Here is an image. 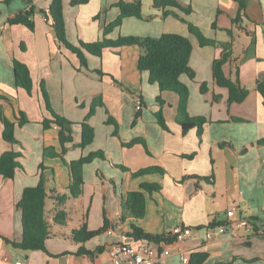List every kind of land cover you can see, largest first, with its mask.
Segmentation results:
<instances>
[{
    "label": "crops",
    "instance_id": "1",
    "mask_svg": "<svg viewBox=\"0 0 264 264\" xmlns=\"http://www.w3.org/2000/svg\"><path fill=\"white\" fill-rule=\"evenodd\" d=\"M62 1L67 40L83 51L87 67L58 42L46 20L44 13L53 0H0V108L11 121L20 111L30 120L16 126L12 144L3 139L0 116V157L13 151L23 168L13 179L0 176V264H112L109 250L122 242L120 234L131 233L132 225L155 236L171 235L177 226L191 228L192 236L185 242L165 244L171 255L160 264H184V254L204 252L209 256L203 264H264V235L257 233L264 231V146L256 145L264 141V105L257 91V82L264 81V0H248L242 17L234 0H175L181 7L166 9H156L154 0H141L143 18L126 17L119 26H115L121 15L118 4L137 0ZM31 10L34 30L11 24L21 12ZM190 25L217 45L201 46ZM168 33L185 36L193 45L189 65L195 78L182 75L180 79L190 90L189 116L207 119L201 137L197 129L184 134L177 122L179 96L162 92L157 83H150L149 72L139 71L140 48H104L98 56L82 47ZM229 43L232 56L224 66L225 75L235 80L239 70L241 84L249 90L243 103L232 106L228 90L213 77V63L222 56V45ZM15 62L30 71L31 95L16 85ZM203 83L208 87L205 94ZM136 96L144 102L138 118ZM158 96L165 101L162 109L169 131L155 116L160 109ZM93 105L96 111L88 123L95 138L82 148L81 124ZM52 113L72 123L73 142L66 145L64 156L67 163L96 152H103L105 160L97 158L84 166L79 198L69 197L62 206L49 198L51 210L47 212L46 204L45 215L52 235L47 252H27L2 239L20 242L23 238L22 211L17 205L24 190L36 187L42 175L48 191L69 195L68 167L60 158L42 161L41 157L42 147L62 151L57 126L45 130L42 125L53 118ZM132 142L136 143L131 147L124 145ZM151 167L163 169L164 174L132 178V173ZM145 182L158 183L162 190L146 194L143 219L128 217L121 222L126 194L141 190ZM232 208L255 231L230 221L227 212ZM57 209L67 213L64 225L53 221ZM105 217L114 234L106 231L84 244L73 240V232L83 226L88 231L101 229ZM220 224L227 225L224 233L217 230ZM211 230L214 235L209 240L206 235ZM126 243L136 242L127 238ZM83 246L87 254L78 253Z\"/></svg>",
    "mask_w": 264,
    "mask_h": 264
},
{
    "label": "trees",
    "instance_id": "2",
    "mask_svg": "<svg viewBox=\"0 0 264 264\" xmlns=\"http://www.w3.org/2000/svg\"><path fill=\"white\" fill-rule=\"evenodd\" d=\"M15 0H6V3H10ZM238 4L239 17L245 15L248 0H234ZM88 0H79L78 3L85 4ZM142 2L141 0L135 1V3L120 2L118 8L121 10V15L115 26H119L126 17L143 18L142 15ZM154 7L156 9H166L168 7L179 8L181 7L175 0H154ZM187 11H190L187 10ZM33 10L21 12L16 18L12 19L11 24H23L29 29L34 30L33 27ZM46 20L51 24L56 33L58 42L63 44L66 48L77 54L82 65L87 67V58L80 48L74 47L66 37L64 15H63V1L53 0L49 10L44 13ZM150 19V18H149ZM238 19V18H237ZM235 20V22L237 21ZM238 22V21H237ZM191 34L195 35L201 46L217 45L215 41L207 40L195 27L190 25ZM229 44H223L224 52L220 58H217L213 63V77L219 87L225 88L229 92L228 104L243 103L248 95L249 90L242 86L240 81L239 70L236 71V79L228 78L224 72V66L227 64L232 54L229 52ZM83 49L88 50L94 55L101 56L104 48H121V47H138L141 49L142 54L138 60V69L141 72H149V81L151 84H158L162 92H171L179 96V106L177 114V122L182 126L183 133L186 134L191 129H197L198 135L201 137L203 127L207 123V119L204 117H190L188 113V103L190 97L189 87L181 81L182 75H187L190 79L195 78V73L191 69L189 62L193 51V45L185 36L179 34H163L160 37H120L117 41L103 40L94 44H82ZM16 85L18 88H22L27 91L28 94H32L33 83L28 67L20 62L14 63ZM101 73V71H99ZM207 84L201 85V92L205 94L207 92ZM257 91L260 93L263 105H264V81L259 80L257 82ZM0 98H3L0 96ZM142 99V98H141ZM219 97L215 96V101H218ZM161 109L156 112V118L158 124L166 131H169L166 119L163 114V105L165 101L161 96L157 97ZM142 103L143 99H142ZM49 108V106H47ZM96 105L91 107L88 114V118L81 124L82 128V142L81 147L86 148L91 145L95 138V132L92 126L88 123L89 119L95 114ZM138 112L137 118L140 117ZM52 119H45L42 125L45 130L56 125L59 129L58 139L62 148L61 152L53 147H47L45 149V156L50 158H60L64 164L68 167L71 183L68 188L69 195H62L56 191H48L44 177L41 175L40 182L36 187H28L24 190L21 200L17 207L22 211V224H23V238L20 242L4 239V241L11 245L13 248L27 251V252H47V240L52 235V228L49 220H47L46 204L47 200L53 199L58 205L62 206L66 200L71 197L74 199L79 198L82 195L84 181V166L91 163L94 159L105 160L103 152H96L87 157H82L79 160L67 163L64 156L67 151L66 145L73 142L72 137V123L64 118L52 113ZM0 116L2 124L4 125L3 139L9 143H16L15 128L16 126H24L29 123L30 120L24 112H19L15 121H11L4 116L2 108H0ZM109 123L113 122L110 118ZM136 142L124 144L127 147H131ZM264 143V141L259 142ZM18 154L10 151L5 152L0 157V176L5 179H13L17 170H23L21 164L18 162ZM44 166L42 164L41 169ZM123 171H128L127 168L121 167ZM153 174H164V170L159 167H151L139 170L132 173L133 179L150 176ZM206 179V178H204ZM162 186L158 183L145 182L141 184V190L128 192L125 197L124 215L121 218V222H124L128 217L141 220L146 214V194H152L154 192L160 193ZM67 220V213L63 209H57V212L53 218L54 223L64 225ZM225 226V224H220ZM227 226V225H226ZM225 226V227H226ZM112 227L111 222L105 217L104 225L97 231H88L86 226L73 232V240L75 242L84 244L101 234L105 233ZM127 238L132 239L134 242H145L150 244H171L174 242L171 235L165 234L155 236L148 234L143 228L132 225L131 233L127 234ZM79 254H87L88 251L84 246L78 252ZM208 254L195 253L190 257L189 264H203L208 259ZM231 264V263H226Z\"/></svg>",
    "mask_w": 264,
    "mask_h": 264
},
{
    "label": "built area",
    "instance_id": "3",
    "mask_svg": "<svg viewBox=\"0 0 264 264\" xmlns=\"http://www.w3.org/2000/svg\"><path fill=\"white\" fill-rule=\"evenodd\" d=\"M135 104L137 112L143 110L142 99L139 96L135 97ZM236 208H232L227 212V217L230 221L238 228H244L248 232L255 231L254 225L246 219L236 217ZM225 226H220L217 228L219 233L225 232ZM110 235L114 234V230L107 231ZM192 230L189 227L177 226L173 228L171 232V237L174 240V243H182L188 240L192 236ZM260 235H264V231H257ZM214 231H209L206 235L207 239H212ZM122 242L114 244L109 250V256L112 261V264H160L162 258L168 257L171 255V250L166 247L165 244L156 245L145 242L129 244L126 243L127 235L120 234ZM184 264L190 263V257L184 254L182 257ZM21 264V263H17Z\"/></svg>",
    "mask_w": 264,
    "mask_h": 264
},
{
    "label": "rangeland",
    "instance_id": "4",
    "mask_svg": "<svg viewBox=\"0 0 264 264\" xmlns=\"http://www.w3.org/2000/svg\"><path fill=\"white\" fill-rule=\"evenodd\" d=\"M176 96L178 97V95H176ZM178 98H179V97H178ZM160 109H161V107H160ZM160 109H159V110H160ZM159 110H158V111H159ZM155 116H156V113H155ZM59 144H60V143H59ZM256 145H258V143H256ZM259 145H263V146H264V143H260ZM45 149H47V148H46V147H42V151H41L42 161H43V160H50V159H51L49 156H48V157L45 156ZM21 157H23V156L21 155L20 158H21ZM20 158H19V159H20ZM22 161H24V158H22ZM63 165H64V164H63ZM41 166H42V163H41L40 166H39L40 169H41ZM41 171H42V169H41ZM68 193H69V192H68ZM48 200H50V199H48ZM48 200H47V201H48ZM47 204H48L47 207L49 208V209L47 210V212H48L49 210H51V209H50V208H51L50 201H48ZM47 212H46V213H47Z\"/></svg>",
    "mask_w": 264,
    "mask_h": 264
}]
</instances>
